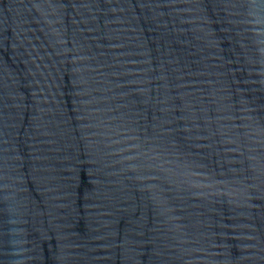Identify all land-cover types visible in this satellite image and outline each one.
<instances>
[{
  "label": "water",
  "instance_id": "95a60500",
  "mask_svg": "<svg viewBox=\"0 0 264 264\" xmlns=\"http://www.w3.org/2000/svg\"><path fill=\"white\" fill-rule=\"evenodd\" d=\"M0 264H264V0H0Z\"/></svg>",
  "mask_w": 264,
  "mask_h": 264
}]
</instances>
